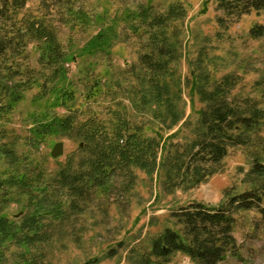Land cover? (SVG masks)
Returning a JSON list of instances; mask_svg holds the SVG:
<instances>
[{"label":"rangeland","instance_id":"1","mask_svg":"<svg viewBox=\"0 0 264 264\" xmlns=\"http://www.w3.org/2000/svg\"><path fill=\"white\" fill-rule=\"evenodd\" d=\"M170 5L184 12L175 23L178 57L170 64L172 77L165 80L169 86L165 99L169 97V105L181 116L172 126L169 106H157L151 96V71L140 59L149 53L150 34L132 14L146 7H151L152 14H164ZM24 13L53 25L67 61L64 75L44 99L34 97L38 84L26 88L28 78L49 74L38 62L34 43L26 46L20 58L0 62V150L13 151L11 164L0 152V216L18 226L31 215L52 209L50 214L39 213L38 227L33 230L40 232V238L2 243L0 264H141L154 238L166 228L180 229L173 212L193 202L228 204L229 197L264 187V177L248 175L254 159L264 167V149L258 146L264 141V34L260 38L249 35L251 28L264 27V12L227 18L218 0H27L20 15ZM14 84L22 87L17 102L10 97ZM223 102L241 115L258 112L260 123L247 131L252 142L229 147L220 162L202 165L208 170L202 176L181 181L171 166L186 162L207 123L203 114L210 104ZM70 110L81 120L94 118L106 131L121 119L129 123L130 132L132 127L139 129L143 138L156 144L154 171L149 174L130 166L109 177L85 202L77 201L78 210L68 208L64 194L51 193L52 187L47 192L49 200L38 198L33 207H27L21 190L2 187L10 169L22 173L27 165L37 166L46 183L71 155L76 164L86 157L77 151L78 142L64 135H36L42 124ZM127 136L123 133L121 142ZM59 142L63 154L52 157ZM233 215L237 253L227 254L218 264H264V221L256 210ZM162 264L195 263L174 253Z\"/></svg>","mask_w":264,"mask_h":264},{"label":"trees","instance_id":"2","mask_svg":"<svg viewBox=\"0 0 264 264\" xmlns=\"http://www.w3.org/2000/svg\"><path fill=\"white\" fill-rule=\"evenodd\" d=\"M26 4L27 0H0V62L6 58H20L26 46L34 43L39 54L38 62L43 69L49 71V74L42 72L41 75L38 74L39 78H28L30 85L26 88L38 84L39 90L34 97L44 99L53 90L56 81L64 75L67 55L64 54L56 30L49 21L31 13L20 15ZM218 8L227 18H239L251 12H264V0H218ZM132 14L135 19L139 18L141 23H145L150 34L149 53L142 55L140 59L151 71L148 79L149 86L153 89L151 96L153 95L157 106L164 104L166 107L169 106L167 111L173 121L170 126L175 125L180 122L181 116L176 115V110L169 105V97L165 99L169 91L168 81L165 80L172 77L169 71L170 64L178 57L179 29L175 23L184 16L183 8L170 5L166 13L152 14L151 7H146L138 14ZM218 22L222 20L218 19ZM263 34L264 27L261 25L249 31L252 38H260ZM207 80V76L203 77L204 82ZM21 88L20 84L10 87L13 102L21 99ZM70 93L74 98L73 92ZM200 94L203 99L204 93L201 91ZM7 109L10 110L11 106L7 105ZM203 121L207 123L187 153L186 162L180 164L176 161L171 166L180 173L181 181L202 176L208 171L202 165L220 162L226 156L229 147L251 143L247 131L255 129L260 123L257 111L251 112L250 115H241L237 108L225 102L218 106L210 104L209 109L203 114ZM200 123L203 124L201 121ZM132 128L134 131L130 132L129 123L121 119L113 124L110 131H106V127L94 118L81 120L77 117V112L72 110L65 116L54 117L48 123L42 124L36 130V135L42 137L64 135L77 141V151L86 157L83 160L79 159L76 164L74 156L71 155L46 183L42 181L44 172L37 170V166L32 169L27 165L30 169L25 168L22 173L10 169L2 181V187H15L14 189L21 190L27 197V207H33L38 198L49 200L47 192L52 187L51 193L64 194L69 199L68 208L72 211L78 210L81 205L77 201L85 202L109 177L130 166H139L149 174L154 171L156 144L152 139L143 138L139 129ZM123 133L128 136L121 142ZM258 146L263 150L264 141L261 140ZM0 152L9 164L13 162L12 149L2 147ZM29 171L35 172V176H31ZM248 175L264 177V167L259 160L254 159ZM37 187L39 190H36ZM12 195L17 197L11 191ZM227 200L228 204L218 206L193 202L173 212L172 217L180 225V229L166 228L162 234L154 238L148 258L141 264H162L174 253L184 254L195 264H218L227 254L236 255L238 246L233 236L235 225L233 214L239 210H256L264 221V187L260 185L251 188ZM41 211H39L41 215H46L50 214L52 209L46 208ZM39 213L26 218L18 226L15 222L0 216V246L6 241L21 244L40 238V232L33 230L38 227Z\"/></svg>","mask_w":264,"mask_h":264},{"label":"water","instance_id":"3","mask_svg":"<svg viewBox=\"0 0 264 264\" xmlns=\"http://www.w3.org/2000/svg\"><path fill=\"white\" fill-rule=\"evenodd\" d=\"M63 154V144L62 143H56L51 151L52 157H57Z\"/></svg>","mask_w":264,"mask_h":264}]
</instances>
